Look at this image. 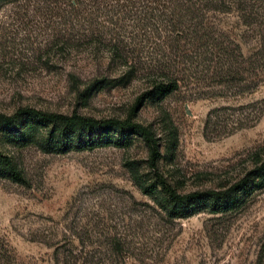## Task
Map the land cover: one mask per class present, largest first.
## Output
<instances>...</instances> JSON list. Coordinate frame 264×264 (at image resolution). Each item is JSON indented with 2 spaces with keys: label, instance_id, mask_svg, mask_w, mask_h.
Masks as SVG:
<instances>
[{
  "label": "rangeland",
  "instance_id": "rangeland-1",
  "mask_svg": "<svg viewBox=\"0 0 264 264\" xmlns=\"http://www.w3.org/2000/svg\"><path fill=\"white\" fill-rule=\"evenodd\" d=\"M79 1L82 5L71 13V0L52 1L67 10L65 19L33 11L23 17L22 9L0 8L1 114L32 108L123 120L149 89L147 71L139 68L135 77H125L126 67L110 49L116 34L127 40L152 22H141L139 14L124 19L119 12L114 17V0ZM224 2L225 12L212 13L211 20L247 55L256 37L248 25L263 20L264 3ZM154 25L161 27L160 22ZM152 49L142 42L138 62L144 68L155 57H150L155 54ZM218 89L191 84L162 100H143L135 109L134 121L150 127L160 147V171L169 183L181 185V193L227 187L251 169V154L264 152V112L254 127L230 136L204 133L210 110L264 103V85L238 99L209 97ZM48 129L29 124L23 139L0 134V151L26 181L20 185L0 179V264H53L51 250L34 235L45 227L46 218L56 221L64 211H158L132 178L133 173L152 171L141 139L133 137L126 147L63 154L45 146ZM168 237L160 250L155 248L164 254L158 264H264V189L240 210L177 221Z\"/></svg>",
  "mask_w": 264,
  "mask_h": 264
},
{
  "label": "trees",
  "instance_id": "trees-1",
  "mask_svg": "<svg viewBox=\"0 0 264 264\" xmlns=\"http://www.w3.org/2000/svg\"><path fill=\"white\" fill-rule=\"evenodd\" d=\"M52 1L0 0V8L22 9L23 17L33 11L42 17L68 18L67 10L53 5ZM114 2L118 8L114 17L119 12L124 19L139 14L141 22H152L149 27L139 28L141 34L127 40L116 34L110 49L113 57L126 67L125 77H135L139 68L150 77L149 89L137 98L129 115L123 120H96L22 108L11 115L0 113V134H17L23 139V130L29 124L50 127L45 146L63 154L110 145L126 147L137 137L147 148L148 168L152 171L148 175L133 173V182L158 211H64L56 221L46 218L45 227L34 238L51 250L53 264H127L130 260L161 263L164 254L158 250L169 239L166 236L175 222L201 213L222 215L240 210L255 193L264 189V152L260 151L251 154V169L233 184L179 192V183H169L159 169L161 153L153 131L134 121L135 109L143 100H162L191 84L216 85L218 91L209 96L216 98L238 99L257 92L264 85V16L261 22L248 25L251 35L256 37L254 48L245 55L240 43L221 32L211 20L212 13L225 12L224 0ZM80 4L79 0H71L68 12L75 11ZM157 22L161 27L154 25ZM144 40L155 51L146 68L138 62ZM263 108L264 103L258 101L214 108L206 116L204 133L220 138L252 128L259 122ZM0 179L20 185L26 182L23 173L1 151Z\"/></svg>",
  "mask_w": 264,
  "mask_h": 264
}]
</instances>
